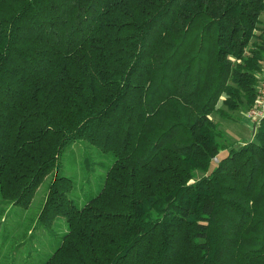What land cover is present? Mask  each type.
<instances>
[{"label":"trees","instance_id":"obj_1","mask_svg":"<svg viewBox=\"0 0 264 264\" xmlns=\"http://www.w3.org/2000/svg\"><path fill=\"white\" fill-rule=\"evenodd\" d=\"M263 65L264 0H0L3 203L74 141L112 157L81 205L51 174L37 264H264V114L236 147L212 119Z\"/></svg>","mask_w":264,"mask_h":264},{"label":"rangeland","instance_id":"obj_2","mask_svg":"<svg viewBox=\"0 0 264 264\" xmlns=\"http://www.w3.org/2000/svg\"><path fill=\"white\" fill-rule=\"evenodd\" d=\"M250 108L224 110L226 117L212 115L220 130L219 142L236 147L251 139L253 123L247 114ZM85 154L93 162L89 169L83 163ZM111 162V155L99 153L87 141H74L61 152L56 167L34 190L27 206L6 204L0 197V264H37L39 255L50 250L49 243L57 229L63 228L62 218L55 217L48 228L43 227L37 219V211L52 179L51 174L71 178L73 184L69 195L81 205L91 194H95L99 177L103 176ZM213 163L211 168L214 167Z\"/></svg>","mask_w":264,"mask_h":264},{"label":"built area","instance_id":"obj_3","mask_svg":"<svg viewBox=\"0 0 264 264\" xmlns=\"http://www.w3.org/2000/svg\"><path fill=\"white\" fill-rule=\"evenodd\" d=\"M247 114L253 123V132L260 118L264 114V65L262 67L261 73L259 74V83L257 85L255 102L248 110ZM214 161H217V159H214Z\"/></svg>","mask_w":264,"mask_h":264}]
</instances>
